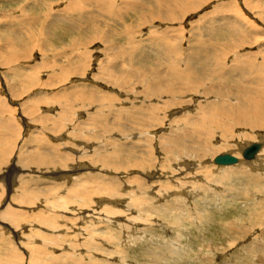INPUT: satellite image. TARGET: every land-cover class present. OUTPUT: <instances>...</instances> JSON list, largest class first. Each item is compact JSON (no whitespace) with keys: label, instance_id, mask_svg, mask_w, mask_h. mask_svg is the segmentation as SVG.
Masks as SVG:
<instances>
[{"label":"rangeland","instance_id":"1","mask_svg":"<svg viewBox=\"0 0 264 264\" xmlns=\"http://www.w3.org/2000/svg\"><path fill=\"white\" fill-rule=\"evenodd\" d=\"M67 1L0 0V130L6 138H13V151L4 156L0 167V210L11 207L21 215L17 225H4L0 217V259L8 258L14 248L21 264H36L28 259V243L40 245L44 238H53L55 244L45 241L47 249L64 259L63 264H264V163L253 167L240 154L248 144L260 141L264 129L234 128L237 136L227 144L234 143L232 148L238 149L241 161L230 166L215 163L214 157L236 156L233 151L208 156L197 165L196 154L191 152L184 163L196 166L187 178L186 159L167 161L160 137L175 133L181 114L194 117V104L220 100V96L215 88L207 94L186 92L182 104L165 107L163 112L157 96H145L144 86L153 82L154 68L160 74L167 72L160 49L165 38L170 39L166 45L172 56L179 57L173 61L181 68L192 49L209 44L219 49L223 43L238 49L229 37L232 34H247L248 39L260 42L244 51H256L260 46L264 50V0H222L228 8L219 7V0H205L187 12L175 7V21L156 18L146 23L136 16L145 7L106 18L98 17L93 3L85 6L79 2L83 8L70 12ZM124 1L115 0L108 8L114 9L112 13L124 10ZM143 2V6L153 3ZM59 9L65 17L56 16ZM85 12L93 13L95 21H86ZM130 45L138 46L135 54ZM121 57L125 66H118ZM205 58L202 56L201 67L214 69L213 61L210 66L203 63ZM225 60L234 63L233 56ZM81 61L84 65L77 66ZM255 61L259 63L258 58ZM70 65L75 67L66 75L60 72ZM108 70L112 75L115 70L123 75L133 70V76L120 87V78L116 84L103 79L109 77ZM230 76L239 85H254L252 73ZM206 77V87L216 83L215 78L209 81L211 77ZM225 90L222 95H227ZM101 95L113 99L102 100ZM151 107L155 117L160 116L158 124H145ZM241 130L253 138L238 147L235 142ZM210 142L216 146H209L212 152L222 141L215 135ZM115 147L119 154L110 163L120 164L116 170L92 161ZM38 150L48 159L57 150L69 153L71 161L66 168L20 166V157ZM259 156L264 157L262 151ZM137 160L144 167L133 166ZM24 192L33 194L32 200L23 199ZM79 192H91L87 205L76 198ZM42 218L46 222L38 221ZM172 246L181 254L175 255Z\"/></svg>","mask_w":264,"mask_h":264},{"label":"bare ground","instance_id":"2","mask_svg":"<svg viewBox=\"0 0 264 264\" xmlns=\"http://www.w3.org/2000/svg\"><path fill=\"white\" fill-rule=\"evenodd\" d=\"M143 1L144 0H131V1L127 0V2H125V1L121 2V4L124 6V10L122 8L121 11H119L117 13H112V12H114L113 8L109 9L110 6H112L114 4L115 0H69L65 3V6L67 9H69L70 12H72V11L78 10V8H83V6L78 5L79 2H82L83 4H85V6L87 4L93 3L97 6L98 10H95V12L97 13L98 17L103 15V16H106V18H108V16L111 17L110 15H113V14L116 17L118 15L120 17L127 12H130V11L132 12L136 9L139 10V8L145 7V11H143V10L139 11V12L137 11L138 13L136 14V16L139 20H143V23H144V21L146 23V20L151 19V21H152L153 19H156V18L159 19V21L170 22V21L176 20V15L174 13L175 7L179 8L180 10H182L184 12H187L188 10L194 9L195 7L199 6L205 0H152L153 3L155 2L154 5H156L155 7H157L156 10L153 9V7H154L153 3H152V5H149V6H143V4H142V3H144ZM156 3L158 4V6ZM114 6H116V5H114ZM86 8H88V7H86ZM92 14L93 13H90V12L86 13V17H85L86 21H92V22L95 21V20H93L95 15L94 14L92 15ZM219 14H221V13H217L216 15H218V17H219V16H221ZM56 16L58 18L65 17L63 14H61L60 9H59V11H57ZM68 17L70 18V16H68ZM68 17H67V19H68ZM98 17H97V19H99ZM70 25L73 28L75 24L73 25V23L71 22ZM136 25H137V23H136ZM97 31H98V29H96V27H95L94 32L96 33ZM91 32H93V31H91ZM128 34L129 33L127 32V35ZM132 34H130V35H132ZM262 34H264V33H262ZM93 36H95V35L93 34ZM229 37L231 38V40L234 39L236 41V44L238 45L239 50L229 48L228 43H223L222 47L219 49H217V45H212V44H209L206 48H199V49H196L194 51L192 49V51L190 50L189 54H187L188 56L186 55L185 58L183 59V65L185 66V68H181L182 66L178 67L179 66L178 64H177L178 66L175 65L176 62H174L173 60H178L179 57H175V56L171 55L172 52L170 51V46H167L168 44L166 45V43L170 39L165 38L164 41L161 40L162 43L160 44V49L163 52L162 54H165L164 55V58H165V61H164L165 66L164 67H165V70H167V72L165 74H160L158 68L153 69V72L155 73V76L152 77L153 82L148 81L147 83L144 84L145 96H147V97L148 96H157V99H159V101L161 102V107H163V112H165L166 111L165 109L168 108L169 106H175V105L179 106V104H182L181 99H183L186 96L185 95L186 92L190 93L193 91L195 93V91H196V93H200V94L206 93L207 94L208 92H211L215 88L217 91L216 93L218 94L217 96L218 97L220 96L219 97L220 100L219 99L216 100V98H215L214 99L215 101H213V99H211L212 100L211 102H209V100H207V99H204L205 98L204 97L203 98L204 101H200L197 104H194V110H196V112H194V117L187 116L186 114H183V115L181 114V116H179L177 118V121H178V123L180 122V125L178 126L177 130H175V133L169 132L167 135H161L159 145H160V147L162 149L161 151L164 154V156L166 157L167 161L173 160V159L178 160L177 157H180V158L182 157V159H184V158L186 159V160H183V163L188 162L187 158H189L191 156V152H195L196 159H197V161H195V163L197 162L196 163V165H197V164H200V162L203 160V158L205 159L208 156L213 157V155H215L216 153H220V152L222 153L225 151H231V152L233 151V153H235V155H236L235 157H237V159H238L237 160L238 162L237 161L236 162L239 163L241 161L240 155H239V153H236L238 149L232 148L234 146L233 145L234 143L233 144H230V143L227 144L228 141L233 140L232 139V138H234L233 136H235V137L237 136V133L234 131V128H236V127L237 128H240V127L241 128H246V127L254 128L255 127V129L256 128L264 129V50H261V46H260V48L256 51L254 49H253V51H249V50L244 51L245 50L244 48H250L251 46L253 48V47H255L254 44L258 43L256 40L253 41V40H250V38L248 39L247 34H241V35H235V34L233 35L232 34ZM153 38H154V35L151 38V40ZM17 43H18V41H17ZM22 44H24V43H22ZM259 44H260V42L257 44V46ZM131 45H130V47L133 48V50L131 52H132V54H135V52H136L135 50L137 49L138 46H131ZM26 48H29V47L27 46ZM24 52H27V51H24ZM212 52H215L214 53L215 55L213 54L214 56H211ZM206 53H207V55L209 54L208 55L209 57L206 55ZM168 54H169V56H167ZM121 55H122V53H121ZM202 56L206 57L203 60V63L205 65H206V63L209 62L208 66H210V63L213 61L215 63V68L214 69L213 68H207V66L201 67L202 65H200V62L202 61L201 60ZM229 56H233L234 63L232 65H230L231 63L229 64V62L227 60H225V58H228ZM260 57H261V60L259 61ZM256 58H258L259 63H257L255 61ZM128 60L132 61L130 54L128 56ZM158 62H156L155 65ZM125 63H126L125 59H123L121 57V60L119 61L118 66H125ZM82 65H84V63L81 61L78 63L77 66H82ZM71 66L72 65L65 67L63 69L61 68L60 72H62L66 75L67 70L70 71ZM72 67H75V66H72ZM103 68L105 69V67H103ZM72 69L76 70L75 68H72ZM216 69H220L219 72H217L218 70L216 71ZM221 69H223V70L226 69L227 71H223V70L221 71ZM181 70H183V71H181ZM107 72H108L109 77L106 76V78H103V79L110 80L111 83L116 84L120 78V81L122 80V82H120V87H122L125 83H127V79H129L133 76V70L129 73H125L124 75H123V73L119 74L118 71H116V70L113 71L114 75H112L111 70H108ZM208 73L211 76L206 75ZM229 73H231L233 75H237V76L239 75L240 77H243L244 75H246L248 73H252L254 75V77L250 81H251V85L252 84H254V85L250 86V87H246V85L245 86L239 85V84H237L236 81L233 82L232 80H230L231 74L229 75ZM118 76H122V77H118ZM206 76H208L209 78L211 77L210 79L208 78L209 81L211 79L213 81V79L215 78L216 83H214V84H216V85L214 86V84L213 85L209 84L210 86L207 85V87H206L205 86L206 84H204L206 81H208V80L205 81V79L207 78ZM248 77L250 78V76H248ZM212 81H211V83H212ZM200 87H202V89H200ZM197 88H198V90H197ZM225 89L228 90L226 92L227 95H225V94L222 95V92ZM120 91L123 92L122 89H120ZM81 94H84V93L80 92V94H79L80 96H83ZM204 96L207 97V95H204ZM101 98H103L102 100H109V101H112V99H113V97H111V98L108 97L107 99H105L104 95L103 96L101 95ZM196 100H197V98H196ZM59 102L61 104V101H59ZM67 103H69V102H67ZM189 114H191V113H189ZM145 117L147 119V123H145V124H154V123L158 124L161 120L159 118L160 117L159 115H157L155 117L154 107H151V109L149 110L148 114ZM118 130L120 131L121 129H118ZM241 131H239L238 133H240ZM234 133H236V134H234ZM243 133H245V135L248 134V132H247V134H246V132H243V131L241 132L240 137H238L239 138L238 141L236 140V142H235V144L238 147L241 146L242 144H244L242 141H245V144H247L249 142V140L251 138H253V136H249V135H248V137L244 136ZM215 135L218 136L220 138V141H222V142H219L216 151L214 150L211 152L212 149L210 150L209 146H211L212 148L216 147V146H213L210 142L211 138L215 137ZM238 136H239V134H238ZM259 136H260V138H259L260 141L264 142V136L262 134H260ZM0 137H2V140L0 141L1 142L0 145H2V146H0V167H1V165L5 162L4 156L6 154H11L13 151L12 150L13 149V138H11V137L6 138L4 132L1 130H0ZM11 139H12V141H11ZM260 141H258V142L260 143ZM236 145H235V147H236ZM248 145H250V144H248ZM243 149L244 148H242V150H241V153H240L241 155H242ZM261 151H262V154L264 156V144L260 143V148L255 153V155L252 159H246L243 156L242 157L244 158V160H246V162L249 165L251 164L253 167L259 166L262 163H264V157H260L261 155L259 156ZM55 153H56V155L54 154L53 156H50V158L48 159V157L45 156L44 153H42V152L40 153L39 150L34 151L33 153H31L29 155H25L24 157H20L19 164H20V166H23L26 168L30 167L31 165H37L38 167L45 166V165H54V166L64 167V168L68 167V163H69V161H71L69 159L70 154L69 153L63 154V153L58 152V150ZM59 154H61V156ZM118 154H119V152L117 151V148L115 147L113 150H111V152L108 153L107 156H101L100 159L94 158V159H92V161L93 162L99 161V163H101L100 165L102 167L103 166L106 168L109 167L110 169L114 167V169L115 168L117 169V168H119L120 164H117L118 162L117 163H110V160H111V158L117 156ZM230 155H232V154H230ZM78 156L81 157V155H78ZM149 156H150V154H149ZM255 158L257 161H254ZM195 163L193 162L194 165H195ZM133 164H134L133 166H135V167H139V168L144 167L143 162L138 161V160L133 162ZM194 165L193 166H186L184 163V166L186 167L185 171H187L188 174H190V175H187V178L191 177L192 172L190 170L196 166V165L195 166ZM227 165H229V164H227ZM15 167H14V169H15ZM149 167L151 168V166H148V168ZM179 167H181V166H179ZM177 168H176V170H177ZM180 171H181V169L178 172L179 174L181 172H183V171H181V172ZM208 171L209 170L207 169L206 173H208ZM175 181H178V180H175ZM164 184H168V183H164ZM97 186H98V184L95 187H97ZM98 187H99V190L104 191L101 185H99ZM89 193H91V192H79V193H77L76 198L80 199L81 200L80 202H84L85 205H87L88 202H90L89 199L91 200ZM24 198H26L27 200H32L33 194H31L29 192H24L23 193V199ZM23 199H22V201H23ZM5 204H7V202H5ZM128 205H129V207H133L132 202H130ZM106 211L111 212V213L112 212L115 213V211H113L111 208L110 209L106 208ZM0 217H1V219H4L3 220L4 222H6V223L2 222L4 225H8V224L17 225L19 220H21V215L18 212V210L12 209L11 207L10 208L6 207V208H3L2 210H0ZM22 220L24 221V219H22ZM41 220H38V221L42 222V223L46 222L44 220V218H42ZM48 222L51 223L50 220H48ZM37 234L38 233H36V235ZM37 236H39V235H37ZM40 237L43 239L42 235L39 236V238ZM44 237H45V235H44ZM46 240L50 241L51 243L55 242V239H53V238H51L50 240L44 238V241L43 242L41 241L42 244H40V245L28 243V249H29V253H30L29 258H28L29 261H31V262L37 261L36 264H39V263L40 264L41 263L57 264V263H60V261H61L60 264H63L64 259H62L60 257L59 258L56 257L57 255H53L48 250L49 247L47 249V246L45 243ZM53 244H55V243H53ZM172 247H173L172 248L173 250L171 248L170 249H171V251L175 252V255L178 256L181 254V252L177 249V246L176 247L172 246ZM13 249H10V253H9L8 258H5V260L0 259V264H21V258L18 257L19 255L16 253V249H15V251ZM62 254H64V253H62ZM156 254L157 253H155V255ZM64 256H66V255H64ZM171 256H173V255H171ZM66 257L70 258L68 255ZM16 258H17V260H16ZM66 259H65V262L67 261Z\"/></svg>","mask_w":264,"mask_h":264},{"label":"water","instance_id":"3","mask_svg":"<svg viewBox=\"0 0 264 264\" xmlns=\"http://www.w3.org/2000/svg\"><path fill=\"white\" fill-rule=\"evenodd\" d=\"M259 148H260L259 142L251 143L250 145L246 146L243 149L242 156L246 159H252ZM236 161L237 158L235 156L227 153L217 155L214 158V162L217 164H232L235 163Z\"/></svg>","mask_w":264,"mask_h":264},{"label":"crops","instance_id":"4","mask_svg":"<svg viewBox=\"0 0 264 264\" xmlns=\"http://www.w3.org/2000/svg\"><path fill=\"white\" fill-rule=\"evenodd\" d=\"M219 2H220L219 7H222V6H224L226 8L230 7V5L227 3V1L225 2V1L219 0Z\"/></svg>","mask_w":264,"mask_h":264}]
</instances>
